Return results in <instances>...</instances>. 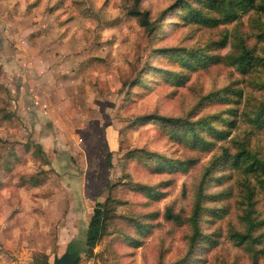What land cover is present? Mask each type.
<instances>
[{"label": "rangeland", "instance_id": "rangeland-1", "mask_svg": "<svg viewBox=\"0 0 264 264\" xmlns=\"http://www.w3.org/2000/svg\"><path fill=\"white\" fill-rule=\"evenodd\" d=\"M131 1L0 0V264H32L34 251L51 262L67 242L81 247L91 208L106 196L114 216L91 252H80L77 264H168L187 249L186 217L210 160L223 148L233 153L242 139L264 158V125L248 122L264 102V88L252 85L264 77V68L224 57L237 52V33L264 55V41L255 37L264 12L247 7L233 21L205 26L185 15L184 1L216 15L196 0H140L154 20L147 33L126 13ZM222 35L225 44L219 46L215 41ZM35 38L44 64L27 59ZM171 47L219 58L181 70L174 55L161 50ZM45 63L52 70L37 83ZM176 71L186 75L178 84ZM225 87H238L241 95L228 89L222 94ZM37 106L44 107L42 121ZM153 114L180 121L168 124ZM226 120L233 124L228 135L214 138L207 124L227 128ZM188 127L212 143L191 144V132L183 135ZM36 142L44 154L35 150ZM158 155L195 162L185 170H155ZM242 176L229 163L212 165L198 219L199 229L210 236L200 239L188 264H250L248 248L227 236L243 228ZM140 185L154 191L147 195ZM251 201L252 214L264 217V192L257 186ZM167 206L181 216L179 222L163 216ZM134 221L146 229L138 232ZM133 238L138 245L131 244ZM255 248L262 249L256 264H264V236Z\"/></svg>", "mask_w": 264, "mask_h": 264}, {"label": "trees", "instance_id": "trees-1", "mask_svg": "<svg viewBox=\"0 0 264 264\" xmlns=\"http://www.w3.org/2000/svg\"><path fill=\"white\" fill-rule=\"evenodd\" d=\"M177 1V0H175ZM174 1V2H175ZM199 5L208 7L209 9L216 12V15L208 14L203 9H198L191 3L184 1L185 5V15L191 22H196L205 26H215L217 24L226 23L235 20L238 16V10H245L247 7H252L255 10L264 12V1L256 0H196ZM140 0H132L131 4L127 7L126 13L130 16H134L138 24L147 32L151 33L154 28V20L150 19L146 9H142L139 6ZM163 11V10H162ZM161 11V12H162ZM235 35L234 46L237 48L235 53H227L224 57L228 60L233 61L239 66H246L253 64L254 66H259L264 68V55L256 54L252 47H248L243 41L241 35L237 33ZM255 37L258 40L264 41V26L259 27L255 33ZM217 45L222 46L225 44V36L219 37L216 41ZM162 51L168 52L167 56L171 57L174 55L175 60L178 62L179 68L184 69H196L197 67L204 66L207 63L215 62L218 60V55L200 51L197 48H185V47H171L167 49H161ZM174 77L177 80V84L183 82L184 74H180L181 71H176ZM252 85L259 88H264V77L261 79L253 80ZM237 89H221V93L225 94L227 89L231 92H235L241 95L240 88ZM239 89V90H238ZM252 116L248 115V122L257 126L264 125V102L258 105L251 112ZM156 119L172 124L173 122L180 121V118L153 114ZM227 128L217 129L213 125L207 124V129L212 134L214 138H224L228 135V130L233 126L230 120L224 121ZM187 125L189 123H186ZM191 132L192 139L191 144H206L212 143V141H204L193 131L192 128H186L183 132L185 136L187 131ZM205 142V143H204ZM28 140L23 142V145L28 147ZM209 146V145H208ZM207 146V147H208ZM205 147V148H207ZM204 148V147H203ZM35 150L39 151L40 154H44L39 143H35ZM135 151L145 152L143 149H136ZM134 150L128 151L127 154L132 155ZM109 154L110 151L106 152L105 159L109 164ZM160 160H156L155 170H185L191 166L195 160L194 158H184L172 161L167 157L158 155ZM229 163L235 169H238L243 174L242 178L239 180V185L243 191V198L245 202L244 211L241 217L243 222V228L241 230H229L228 238L234 245L245 246L248 248L251 254L250 264H256V254L261 252L262 249L255 248L256 245L261 243L262 237L264 236V231L257 232L256 230L264 225V217H257L253 213V206L251 201L252 187L257 186L260 190L264 192V158L257 155L254 151L247 147V142L245 139L236 140V150L233 153H229L227 149L223 148L221 153L216 157L212 158L199 178L195 194L193 197V202L189 215L186 217L191 232L188 237V245L184 254L170 261L168 264H188L190 262V255L193 249L198 245L200 239L207 238L210 236L209 233H203L199 229L198 219L202 211V200L205 197L204 193V180L207 174L209 175L210 169L213 164L217 162ZM250 178L253 182L250 183ZM33 179V177H31ZM140 188L148 195L154 191V189L148 185H140ZM218 194V193H216ZM215 194V195H216ZM213 196V195H212ZM111 200L110 196H106L103 201H95L92 208L91 214L87 220L84 238L82 240V246L77 247V243L74 241H69L65 245L64 252L58 256L60 264H77L79 260V254L82 251L85 254L91 252V248L96 244L99 237L104 233L107 221L114 216L112 206L109 205ZM211 214L217 215L216 210H210ZM163 216L165 218L179 222L181 216L178 213L172 212L170 207L167 206L164 209ZM135 229L140 232L145 230L146 227L143 223L134 221ZM138 239H131L132 245H138ZM32 264H48L47 256L45 253L34 251L32 253ZM163 264V263H158Z\"/></svg>", "mask_w": 264, "mask_h": 264}, {"label": "crops", "instance_id": "crops-1", "mask_svg": "<svg viewBox=\"0 0 264 264\" xmlns=\"http://www.w3.org/2000/svg\"><path fill=\"white\" fill-rule=\"evenodd\" d=\"M44 35V34H43ZM41 38H44V37H41ZM30 43V45H29V50H28V52L31 54V56H28V58L27 59H30L31 58V60L32 61H40V62H42L43 64H44V62H46L47 61V59L45 58V55H43V54H39L40 52V50H39V46L37 45L38 44V38H35V40H32V41H30L29 42ZM15 46H18V44L17 43H15L14 44ZM20 47H23V45H20ZM19 47V48H20ZM26 48V47H25ZM26 50V49H25ZM19 54H20V52H18ZM15 61H18V59H17V57H15L14 58V60L12 59V62H15ZM53 62H55V61H53ZM15 68V67H14ZM16 71H19L20 70V68H19V65H18V68L17 69H15ZM31 70H35L34 69V67H31L30 69H29V72H31ZM50 70H52V68L51 67H48V65L46 66V63H45V65H43V72L39 75V76H37V78H36V81H37V83H39V81L37 80V79H42V80H44V78L46 77V75H45V73H47V72H50ZM54 70V69H53ZM20 72H22V71H20ZM53 72H55V71H53ZM33 77H36V75L34 74V73H32L31 74ZM54 76V75H53ZM57 76V75H56ZM55 77V76H54ZM19 87H21L20 85H19ZM43 89H44V84H43V87H42ZM31 94H35L36 92H37V87L35 86V87H33V89H31ZM34 99L36 100V97L34 96ZM34 99H33V101H34ZM44 105V104H43ZM34 106H35V104H34ZM34 108V107H33ZM35 109H36V111L35 112H37L36 113V115H37V117L39 118V120H41L42 121V119L44 118V107L43 106H37V107H35ZM52 109H54V108H52ZM40 121V122H41ZM35 125H38V122H36L35 123ZM37 140H39V142H41V143H44V135H39V136H37ZM46 140V139H45ZM42 150L44 151V149L42 148ZM110 151V150H109Z\"/></svg>", "mask_w": 264, "mask_h": 264}, {"label": "water", "instance_id": "water-1", "mask_svg": "<svg viewBox=\"0 0 264 264\" xmlns=\"http://www.w3.org/2000/svg\"><path fill=\"white\" fill-rule=\"evenodd\" d=\"M48 264H60L59 257L55 256L51 262H48Z\"/></svg>", "mask_w": 264, "mask_h": 264}]
</instances>
